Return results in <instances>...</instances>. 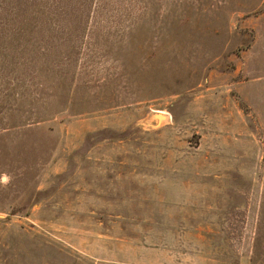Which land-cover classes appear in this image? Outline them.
<instances>
[{
	"label": "rangeland",
	"instance_id": "obj_1",
	"mask_svg": "<svg viewBox=\"0 0 264 264\" xmlns=\"http://www.w3.org/2000/svg\"><path fill=\"white\" fill-rule=\"evenodd\" d=\"M0 264H264V0H0Z\"/></svg>",
	"mask_w": 264,
	"mask_h": 264
},
{
	"label": "bare ground",
	"instance_id": "obj_2",
	"mask_svg": "<svg viewBox=\"0 0 264 264\" xmlns=\"http://www.w3.org/2000/svg\"><path fill=\"white\" fill-rule=\"evenodd\" d=\"M158 119H161V116H158Z\"/></svg>",
	"mask_w": 264,
	"mask_h": 264
}]
</instances>
